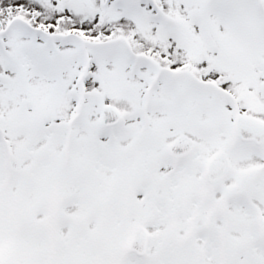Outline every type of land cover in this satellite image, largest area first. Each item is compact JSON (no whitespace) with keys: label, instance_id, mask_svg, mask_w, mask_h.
I'll return each mask as SVG.
<instances>
[{"label":"snow or ice","instance_id":"obj_1","mask_svg":"<svg viewBox=\"0 0 264 264\" xmlns=\"http://www.w3.org/2000/svg\"><path fill=\"white\" fill-rule=\"evenodd\" d=\"M0 264H264V0H0Z\"/></svg>","mask_w":264,"mask_h":264}]
</instances>
